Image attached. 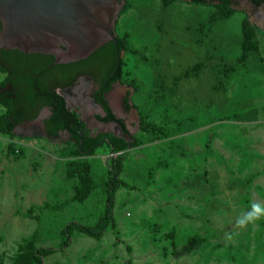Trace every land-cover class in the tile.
<instances>
[{"label": "rangeland", "instance_id": "1", "mask_svg": "<svg viewBox=\"0 0 264 264\" xmlns=\"http://www.w3.org/2000/svg\"><path fill=\"white\" fill-rule=\"evenodd\" d=\"M125 1L118 36L128 34L133 48L148 46V58L156 61L152 69L123 53L124 80L110 102L130 137L118 125L96 124L61 91L86 135L104 142L84 156L93 164L96 190L82 205L72 201L78 182L67 178V162L78 147L70 135L50 140L20 129L15 139L0 134V264H13L28 247L60 249L70 224L96 225L105 210L109 163L122 155L128 158L122 179L133 189L116 196L119 237L112 229L100 241L75 232L71 245L44 264H264V215L246 227L237 223L253 204L264 207V71L237 76L227 94L217 93L215 61L200 78L184 79L175 94L147 102L159 74H168L171 85L209 54L235 61L246 20L258 32L264 53V25L253 17L257 8L237 2L230 19L205 28L215 11L209 4ZM259 16L264 21V10ZM4 78L0 73V84ZM128 97L131 111L123 104ZM4 112L0 106V116ZM243 116L254 120L235 119ZM145 118L155 125L169 123V140L183 139L179 151L186 156H172L169 140L147 136L141 127ZM113 139H126L129 147L113 152Z\"/></svg>", "mask_w": 264, "mask_h": 264}, {"label": "trees", "instance_id": "2", "mask_svg": "<svg viewBox=\"0 0 264 264\" xmlns=\"http://www.w3.org/2000/svg\"><path fill=\"white\" fill-rule=\"evenodd\" d=\"M173 1V0H170ZM186 2L187 0H174ZM173 1V2H174ZM219 5H215V11L209 15L203 27H214L215 25L225 22L231 18L234 13V5L232 0H220ZM240 1V0H239ZM256 7H262L264 0H250ZM193 5L207 6L203 0H192ZM128 9L125 8L124 12ZM203 32V31H202ZM243 43L240 56L232 62H229L223 57L209 54L200 62L196 63L189 69H186L183 74L174 79L171 85L168 83V74L162 73L158 75V86L147 99L148 104L155 102L166 94H175L181 82L184 79L200 78L204 73L208 72L213 64L217 61L219 74L216 78L214 90L217 93L227 94L228 88L232 81L237 76H243L255 73L259 70L264 71V53L261 49V44L258 39V32L250 25L248 20L243 23ZM119 48L121 53L127 52L135 56L142 64H145L152 69L155 67V62H152L147 54L149 47L133 48L129 41V35L118 37ZM13 67L16 71L18 79L27 80V90L24 94L25 99L36 104L45 100L43 103L51 109V115L44 124L47 128L48 138L50 140H58L62 134H68L72 140L77 143L76 157L71 158L67 162V178L76 180L78 186L75 189L73 202L84 205L93 195L95 189V177L93 164L90 159L84 156H91L96 153V150L103 146L104 142L98 139H93L86 135L85 124L79 118L76 112L68 109L65 97L59 94L58 89L54 88L49 91L46 88L45 81H42L43 76L49 73H58L62 79V88L73 86L79 77L90 76L97 83L99 90L93 95L96 103L101 106L106 114L105 118L98 117L104 124H118L122 127L126 136L130 137V132L125 126L123 120L117 119L113 110L110 107L106 95L113 89V84L123 82L124 77V61L121 60V65L118 71L112 76L117 65L116 45L109 43L95 52L89 59L69 65H55L53 56H45L39 54L25 55L19 51L0 52V73L6 75L8 68ZM14 76L10 79H4L0 84V106L5 109V112L0 116V134L11 139L16 138V127L24 121H34L38 118V113L32 116H24L28 112H19L22 107H17L10 99V94L5 91L7 85L11 82ZM137 89V82L132 80L129 82ZM38 86L39 88H36ZM131 94H129L130 96ZM130 97L126 100V110L132 109L130 105ZM145 113L143 112V115ZM238 122H251L254 120L251 116L235 117ZM142 131L155 141H165L172 138L171 125L167 122L155 125L150 123L146 118L143 121ZM132 139V138H131ZM135 145H140L141 141L135 139ZM168 150L173 155L186 156L181 146H184L183 139H172L166 142ZM129 147L126 139H113L110 143V148L113 152H124ZM9 151L14 153V145H9ZM15 154V153H14ZM128 158L125 155L117 158H112L108 166V178L104 183L106 203L105 210L99 222L92 226H84L80 224H70L63 231L64 243L60 249L52 248H26L21 251L14 259L13 264H44L45 260L58 251H63L71 245L72 236L75 232H79L89 238L97 241L102 240L104 235L112 229L115 237H119L118 226L116 224L115 209L116 196L119 190H132L128 183L122 179V173L125 170Z\"/></svg>", "mask_w": 264, "mask_h": 264}, {"label": "water", "instance_id": "3", "mask_svg": "<svg viewBox=\"0 0 264 264\" xmlns=\"http://www.w3.org/2000/svg\"><path fill=\"white\" fill-rule=\"evenodd\" d=\"M125 5V0H0L3 25L0 52L53 56L55 65H69L85 61L105 45L114 43L117 65L113 76L120 68L123 56L117 23ZM261 8L264 10V6ZM59 94L64 97L61 91ZM92 101L96 104L95 99ZM110 107L117 119H121L115 105L110 103ZM43 120L41 116L27 126L44 127ZM93 120L103 124L96 115Z\"/></svg>", "mask_w": 264, "mask_h": 264}, {"label": "flooded vegetation", "instance_id": "4", "mask_svg": "<svg viewBox=\"0 0 264 264\" xmlns=\"http://www.w3.org/2000/svg\"><path fill=\"white\" fill-rule=\"evenodd\" d=\"M203 1H205L210 6L219 5L221 3L220 0H203ZM232 1L234 2L233 5H235V4H237V2H241L243 0H240V1L239 0H232ZM246 1H248L251 5H253L250 0H246ZM187 2L192 3V0H187ZM253 6L255 8H257V13L253 15L252 12H250V13L247 12L248 15L250 17H252V15H253L255 20H257L258 22H260L264 25V21L259 19L260 18L259 12L261 11L262 8L261 7L258 8L255 5H253ZM2 30H3V25L0 22V33L2 32ZM6 67L8 68V72H6L4 79H7V78L10 79L11 76H14V77L11 80V82L7 85L5 91L10 94V99L13 101V103L17 104L16 105L17 107H22V109H24V110H20L19 112H24V113L28 112L24 116H28V115L32 116L35 113H38V118L41 116L44 117L43 122H45L47 119H49V117L51 115V109L49 107H46V105L43 103L45 100H43V101L40 100V102L38 101L36 104H34V102L31 103L29 100L25 99L24 94L27 90V80L26 79H18L17 80L18 82L15 83V80L18 78V76L16 75V71L13 69V67H9L7 65H6ZM42 81H45L44 83L46 85V88L49 91L53 90L54 88H57L58 92L62 91L69 97V99L76 101L77 104L79 105V107H81L82 113L88 116L87 118H91L93 120V117L95 115L97 117H102V118L106 117L105 112L102 111L103 108L101 106H99L97 103L94 104L92 101V99H94L93 95L96 93L97 90H99L97 83L92 79V77H90V76L79 77L73 86H67V87L62 88V89H61V87H62L63 83H62L61 76L56 72L49 73V74L43 76ZM117 85H119V84H117V83L113 84V89L106 95V99L108 98L110 100V97L112 96V93L116 90ZM36 88H39V87L36 86ZM126 100L127 99L123 100V104H124L125 109H126ZM110 103L111 102L109 101V104ZM130 105H131V102H130ZM131 110H129V111H131ZM36 120H34V121L26 120L23 123L19 124L16 127V130L20 129V130H23V131L31 133V134L40 133L43 136L46 135V137L48 138L47 128H46L45 124H44V127H42L41 125H37V124H34L31 127L27 126V125H32V123H34ZM120 120H123V119L121 118ZM28 123H31V124H28ZM124 123H125V126L127 127V129L129 130V127L125 121H124ZM99 125L110 126V125H116V123H112L110 125H106L103 123V124H99ZM120 130L123 131L122 127H120Z\"/></svg>", "mask_w": 264, "mask_h": 264}, {"label": "clouds", "instance_id": "5", "mask_svg": "<svg viewBox=\"0 0 264 264\" xmlns=\"http://www.w3.org/2000/svg\"><path fill=\"white\" fill-rule=\"evenodd\" d=\"M264 215V207L259 204H253L252 210L241 217L237 223L240 227H246L249 223L254 222ZM231 238L230 236L228 237Z\"/></svg>", "mask_w": 264, "mask_h": 264}]
</instances>
